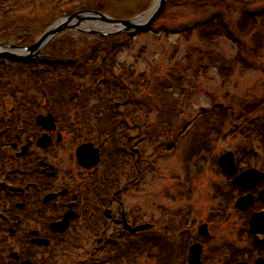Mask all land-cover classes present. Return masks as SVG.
<instances>
[{
	"label": "flooded vegetation",
	"instance_id": "flooded-vegetation-1",
	"mask_svg": "<svg viewBox=\"0 0 264 264\" xmlns=\"http://www.w3.org/2000/svg\"><path fill=\"white\" fill-rule=\"evenodd\" d=\"M95 66L82 64L72 68L90 71L97 70ZM102 73L87 72L84 77H92L94 86L95 77L99 75L104 83ZM93 91L84 88L77 91V97L71 93L64 111H55L58 108L55 101L51 112L41 107L39 110L42 111L37 115L24 113L22 118L15 120L8 117L5 123L8 129L0 130V151L15 158L0 162V231L3 234L12 230L19 233L17 239L1 238L0 246L5 247L12 241H26L40 251L37 259L28 252L25 254L34 258H25L23 254L21 261L29 259L33 264H37L36 260L38 264H136L132 258L137 248L128 253L120 251L128 238L141 241L144 236V233H133V229L152 224L155 229L162 227L165 232L171 233L169 229L174 232V226L167 223L160 225L153 223L152 218H136L133 209L136 201L131 206L132 211L124 202L126 197L139 199L137 191L131 190L148 171L143 172V167L150 164H147L150 148L149 158L155 153L153 108L143 111L131 102L132 96H126L118 103L115 114L106 106L104 96L101 99L94 95L91 100ZM263 103L256 102L253 109L258 110H253V115L244 114L251 120L248 130H242L236 124L234 128L226 125L232 139L221 140L234 144L226 151L233 153L236 170L225 173L218 159H199L195 165L197 181L203 182L199 184L200 198H207L208 205L211 204L207 216L197 221V262L201 264H264ZM105 106L109 113L100 121L97 114ZM48 114L55 117V130L45 131L38 124V116ZM212 115L215 117H210L211 122L221 124L216 117L223 118L224 113ZM21 119L24 124L19 127L17 124ZM216 128L209 131L211 141H214V135H219ZM45 134L51 142L48 147L38 144ZM87 145L97 148L101 157L100 163L91 168L83 166L77 157L78 151ZM23 151L26 153L20 156ZM128 164L130 170L122 171L121 178L114 174L115 169ZM209 172L214 176L208 180ZM128 173L129 177L134 175L128 179L131 188L126 192L121 179ZM161 195L168 205V217L185 225L190 216L175 212L177 203L172 195L166 192ZM50 196L52 198L47 200ZM63 220L68 223L66 231L55 232L52 225ZM149 234L145 233L146 236ZM37 239L47 240L49 244H33ZM193 244H188L185 256L178 253L177 262L188 263Z\"/></svg>",
	"mask_w": 264,
	"mask_h": 264
},
{
	"label": "rangeland",
	"instance_id": "rangeland-1",
	"mask_svg": "<svg viewBox=\"0 0 264 264\" xmlns=\"http://www.w3.org/2000/svg\"><path fill=\"white\" fill-rule=\"evenodd\" d=\"M36 1L37 3L35 5H30V3L24 4L26 7H24L25 9L23 12L31 14V17L34 15L36 16V19H38L40 7L45 4V0ZM155 1L156 0H130L127 2L128 6L130 4L138 3L145 9H141V11H138L137 13L134 12L133 14L128 11L117 12L114 16L118 19H135L136 16L146 13L152 5H154L153 3ZM237 1L238 0H229L228 3L234 2L235 4ZM246 2L249 4L250 9L255 10L264 7V0H239V9L234 10L232 14L234 22L240 20L243 11L241 7ZM216 8H218L216 7V4L201 5L197 0H169V3L167 2L163 12L157 18L154 26L155 29L152 32L138 34L134 38H129L128 35L122 34L112 40L117 47L111 48V50L109 49V52H111V54H109V59H104L103 61L105 69L100 65L93 63L90 59L92 58L95 48H99L98 51H103L106 48L101 47L104 44V41L101 38H98V36H90L91 33L84 34L77 30L66 31L59 35L55 41L47 44V46L39 53L42 57L49 56L53 62L62 61V66L64 67L68 64L71 66L75 64V66H78L77 68L85 63L89 64V66L95 64V69L107 72L110 77L108 78L107 75L108 83L119 79L124 80L126 77H132L135 79L141 78L144 83H147L146 81H148L149 76L152 77L149 79V92L145 91V93L149 94L150 99L157 96L160 104H164L167 107V114L169 115V121H171L172 125L167 128L164 127L165 131L156 136L160 137L159 139L164 142L165 146L163 149L153 146L156 149V152L153 153L151 158H149L151 151L150 148L147 164L150 162V166H148L151 171L148 170V166H144L143 172L148 170V174L152 173V177L150 175L149 179L146 180L143 176L140 177L144 183H139L138 179L136 188L131 190L133 192L137 191L139 199L132 200L126 197L127 200L124 201L127 203V207L130 211H132L131 206L135 204L136 201L135 205L137 207L133 209L136 210V218L138 219L151 220L152 218V222L159 223L160 225L171 223V221L168 222L170 217L166 216L168 215L167 202L164 200L161 193L166 192V194H169L170 196L172 195L173 197L175 196V198H180V195L178 196V191L180 190L181 185L183 186L187 183L183 177L186 176L185 174H190L189 176H192L191 179L194 181H191V187L187 188L184 191V194H190L192 192L194 194L193 197L196 198L190 202L185 195L183 198L179 199L180 206L175 208V210H177V212L179 211L182 215V211L187 209L189 207L188 205H190V227L197 229V221L206 217L207 211H210L211 208V204L208 205L207 203V198H203L206 201L200 198L201 193L199 192V184H202L203 182L201 179L198 180L199 182L197 181V169L195 168V165H197V161L200 158L198 157L199 153L205 158H215L217 153H223L227 149L233 147L234 144L221 140V138L232 139V137L228 136L230 131L228 132L226 129L231 125L233 128L236 124L239 125V128L242 130H248V125L251 120L245 118L244 114L249 112L250 116L253 115L252 113L254 112H252V109L253 106L256 105V102L264 101V19L260 17L256 19L254 24L252 22L254 28L251 32L242 33L241 36L236 34L238 37L234 35L239 43L233 41L232 38L228 37L225 33H222L220 36L213 34V37L211 36L212 38L207 37L206 39L202 38L198 31L193 32V34L185 35H178V33H176L181 25L186 26L191 22H194V19H209L212 16H216L218 12L216 11ZM131 9L132 8H130V10ZM90 23L93 24V22ZM167 28L172 29V31H166ZM87 29H89V31H102L100 28L94 29L88 27ZM43 32L39 33L37 36L35 35L34 40H37ZM235 33L238 32L236 31ZM67 43L68 45H65ZM6 44L8 45L10 43ZM71 44H74L73 48ZM86 47H88V49L84 50ZM61 51L63 53L65 52L64 55H66V58L56 57L55 53L59 55ZM73 51H75V56H70L69 54ZM0 62V95H4L5 92L11 91V94L6 95L4 98L6 99L4 100V103L0 101V105H3L0 110V124L6 125L4 124V122L6 123V119H8L6 116H8V112L14 105L17 106V108L22 109L26 106H29V109H34L35 107V111H31L34 115H37V113L42 111L39 110L41 107L50 112L54 110L53 106L57 95L56 84L49 88H44L42 93H38L37 89H34L31 90V92L27 91L26 94H16L18 96L25 95L26 98H21L20 101H18L19 98L17 96H14L12 99L11 95L14 93L13 90L17 86L29 89V86L32 85L33 80L35 79L30 77L27 80L24 76L20 77V67L12 66V64L8 62L6 63L5 61L4 63L2 61ZM225 68H228V70L225 71ZM126 69H128L129 72L123 71ZM124 74H126V76ZM180 76H182V80L179 79L181 78ZM79 78V81L83 80L84 84L78 81ZM79 78H77V86L87 88V90L89 89L90 91L94 90V93H96L97 90L101 92V96H104L107 100L111 98L110 93H107L108 87L106 85L98 84L93 86L91 77L89 79H83V77ZM37 81H39V79H37ZM39 86L41 87L42 85L40 84ZM124 86L127 87L126 85ZM145 86L146 84H144L143 87ZM121 91L127 92V89L120 87L118 94L121 93ZM118 94L116 95L118 96ZM36 96H40V98ZM98 96L101 98L100 95ZM188 97H190L189 101H187ZM133 101L136 104L139 103V107H147L148 100L143 94H136L131 102ZM12 102H15V104L12 105ZM107 103L112 104L113 102L110 101ZM219 103L226 104L229 107V110L224 113L223 118L216 117V121L221 120L219 123L224 124V135H214V143L210 148L204 143L202 147L198 143L197 146H195L194 139L198 134V128L197 120L194 123L191 121L192 116L195 114L197 117L202 108L212 109ZM106 106L103 110H99L98 114L96 113L98 120L100 121L105 118V115L108 112ZM71 108H69V110ZM262 108L264 109V103ZM64 110H66L65 107L61 105L60 109H56L55 111ZM3 111L6 113L5 115L2 114ZM117 111L114 110L113 112L116 114ZM214 113L216 114L215 110ZM15 116L16 115H13L11 118ZM212 116L213 118L215 117V115ZM22 120L23 119L19 120L20 124H17L19 127H22L24 124ZM199 120L201 121V124L205 121L203 117L199 118ZM154 121L159 123L162 120L154 118ZM187 123H190V126H188L184 132L182 128ZM207 124L208 122L203 123L199 127L204 133H209L211 130V125L208 126L210 123ZM86 130L87 129L84 130V133ZM177 135L178 137H176ZM169 142L178 143L171 152L166 150V144ZM194 147L196 148L195 156H191L190 153L192 150L194 151ZM199 147L202 153L197 152V148ZM212 149H215V152L209 151ZM163 153L167 154L163 156ZM116 157L118 156L116 155ZM124 157L126 156L124 155L122 160H124ZM151 162L155 165L154 168L151 167ZM115 170L117 172L114 174L116 176L119 175L121 178L122 171L129 172V164L121 169ZM183 171L185 173H183ZM133 175L134 174L132 173L130 177ZM180 175L181 178H179ZM207 175H209L206 176L208 180L210 176H214V174L210 172ZM130 177L128 173L121 179L122 184H124L122 188L126 190V192L130 191L131 188L129 187L130 183L128 182ZM152 182L154 188L151 185ZM145 183L147 186H145ZM197 196H199L198 199L200 200V203H198V210ZM169 208L173 209L171 207ZM171 224L175 227L174 231L176 235L186 227L184 223ZM186 225L189 226L187 223ZM175 233H172V235ZM182 235H185V237L181 238ZM3 236H6V234ZM152 239V237L143 236L141 241H134L133 238L130 237L123 242L120 251H122V253H128L131 249H138L142 244H145L149 248L158 251L160 255L156 256L150 252L153 257L149 256V254H145L144 257L146 258L137 261L136 264H147L149 261L150 264H163V262H167V264H176L178 255L180 254L181 257L185 256L188 244L192 242L189 233L179 234L177 239L180 242L176 240L178 243L176 242L175 246L174 244L165 245L159 240H154V242H152ZM150 241L151 243H149ZM150 244L154 246L157 244V247L149 246ZM7 247L14 249V251H18L21 253V256H23V254L26 255L25 253L28 252L32 253V255L36 256L35 258L28 255L25 257H30L31 260L33 258L37 259L40 254V251H36L35 248L28 245L26 241L23 243L12 241ZM7 259L8 258L3 257V259L0 260V264H16V262ZM36 261L38 264V260ZM178 264L182 263L179 262Z\"/></svg>",
	"mask_w": 264,
	"mask_h": 264
},
{
	"label": "trees",
	"instance_id": "trees-1",
	"mask_svg": "<svg viewBox=\"0 0 264 264\" xmlns=\"http://www.w3.org/2000/svg\"><path fill=\"white\" fill-rule=\"evenodd\" d=\"M41 1V0H40ZM130 0H45V4L40 7L39 18L36 19V16H32L31 14L24 13L23 10L26 7L24 4L35 5L37 3L36 0H0V42L10 43L16 45H29L34 41L35 35L37 36L39 33L43 32L49 25L53 24L58 19L73 14L79 10H100L109 13L114 16L117 12H125L134 13L141 11V9H145L137 4L127 5V2ZM206 4L204 5H221L225 8L224 16H217L210 20L205 21L198 27H195L196 30L201 34L202 38L213 37L214 35H219L222 33L223 29L227 28V25L233 26L231 22V18L233 17L229 8L224 4L227 0H205ZM130 8H132L130 10ZM131 11V12H130ZM35 17V18H34ZM115 17V16H114ZM241 20L238 23V30L242 33L251 32L254 28L252 26L256 22V18L254 16L246 15L245 13L242 16ZM264 19V17H263ZM228 23V24H227ZM235 27V26H233ZM211 37V38H212ZM117 37L104 39V44L101 46L106 47V49L102 52H94L93 61L94 63H102V58L106 57L107 50L117 47L116 44L112 41ZM65 45H68L65 44ZM72 48L74 44H71ZM99 48H96V50ZM59 58L63 57V52H60ZM61 63L60 61L57 64ZM38 65V64H36ZM59 66V65H56ZM50 70V69H49ZM66 71L65 68L55 67L52 71V76H48L44 71L40 72L38 76L40 80H45V82L51 81L52 84H57L60 80L72 82L74 83L75 78L70 76L73 71ZM36 74V73H35ZM33 74V75H35ZM38 77H34L32 85L27 89L28 92L34 90L36 85H39ZM42 84V81H41ZM24 88V87H22ZM76 88L75 85H69L67 87H57L56 89L61 90L63 94L66 96L69 94V91ZM63 89V90H62ZM26 91V92H27ZM107 92L117 96L119 92V88L115 89H107ZM121 93L118 94L120 96ZM110 102V101H109ZM159 105V98L155 96L154 105ZM166 107V106H164ZM34 109H19L20 112L26 111H35ZM161 109V108H159ZM168 110V109H167ZM166 110V111H167ZM165 113V109L163 110ZM156 137V136H155ZM11 237L12 235L9 234ZM0 236H2V232L0 231ZM11 251H13L11 249Z\"/></svg>",
	"mask_w": 264,
	"mask_h": 264
},
{
	"label": "water",
	"instance_id": "water-1",
	"mask_svg": "<svg viewBox=\"0 0 264 264\" xmlns=\"http://www.w3.org/2000/svg\"><path fill=\"white\" fill-rule=\"evenodd\" d=\"M168 0H156L154 7L148 12V17L144 18V15L138 16L135 19L131 20H115L110 18L104 13H78L75 15H72L69 18H65L62 20H59L54 25H52L37 41L35 45L32 47H29L25 50H22L24 54H18L17 48L13 46H5L0 44V57H5L10 60L14 61H27L31 58L35 57L49 42L51 39H53L55 36H57L59 33L69 30V29H78L80 25H86L88 26L89 21H98L99 23L102 22L106 24V26H103L105 30H110L107 32H92L94 34H100V35H116L120 33H128L132 31H146L149 29L150 26L154 24V22L157 20L159 15L163 12ZM93 14V15H90ZM98 15V16H96ZM79 30V29H78ZM113 30V31H112ZM112 31V32H111ZM26 54L28 56H26ZM38 122L40 125H42L45 129L53 130L54 129V123L51 116L48 117H39ZM39 144L42 146H48L50 145V141L47 138H42L39 141ZM78 159L80 163L87 167L91 168L92 166L96 165L99 161L98 151L94 150L91 145L85 146L81 148L78 151ZM233 158L231 154H228L225 157H222L221 164L223 169H230L233 167ZM54 230L61 232L65 230L66 223L62 222L61 224L54 225ZM139 228L137 230L143 229ZM146 228V227H145ZM40 243H47V241H41ZM193 258L196 259L197 263V252H193ZM21 264H30V262H23ZM193 264V259H192Z\"/></svg>",
	"mask_w": 264,
	"mask_h": 264
}]
</instances>
